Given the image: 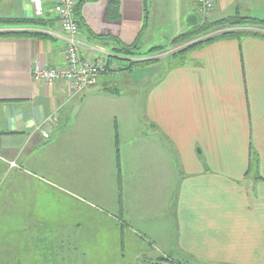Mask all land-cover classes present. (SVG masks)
<instances>
[{"label": "crops", "instance_id": "crops-1", "mask_svg": "<svg viewBox=\"0 0 264 264\" xmlns=\"http://www.w3.org/2000/svg\"><path fill=\"white\" fill-rule=\"evenodd\" d=\"M117 1L113 12L110 0L81 2V56L112 68L82 94L32 77L36 61L66 66L63 37L0 38V264H81L80 239L65 246L55 233L81 230V210L101 207L141 228L158 256L264 264V38L219 39L168 67L112 59L115 39L166 25L176 37L236 15L264 19V0H214L209 15L196 0ZM42 2L47 29L59 30L56 0ZM0 17H35L33 0H0Z\"/></svg>", "mask_w": 264, "mask_h": 264}, {"label": "rangeland", "instance_id": "rangeland-1", "mask_svg": "<svg viewBox=\"0 0 264 264\" xmlns=\"http://www.w3.org/2000/svg\"><path fill=\"white\" fill-rule=\"evenodd\" d=\"M202 11L206 13L207 15H209L213 11V9L202 10ZM206 23H209V22H206ZM82 26L86 30L85 23H82ZM238 29L245 30V31L248 30L252 33H258V34L263 33L264 34V28H261V27H258V28L250 27V26L232 27V26L224 25V26H221L220 28L213 27L209 29V31H207L206 33H202L198 35L197 37H194L190 41H186V42L184 41V42H181V44L173 46V39L175 37L171 36L170 29L166 25V29H164L165 34L163 33L162 34H152L149 31H146L149 33L143 34L142 36L139 37V39L137 40V45L139 46V48L137 50L136 49L133 50V54H131L130 56H126V55L122 56L114 52L113 53L114 57L112 59H114V61L120 63L121 65H125V64L128 65L129 58H132V57L140 58V57L149 56V54H155L157 58L159 59L157 62H154L152 65L160 64L164 67H168L169 65H172L173 63L179 61V60H176L175 57L172 55L171 52H173V50L179 51L180 49L200 39H206L208 37H214V36L221 35L222 32L226 30L236 31ZM0 30L1 31L3 30L18 31L16 27H10V28L0 27ZM154 45L160 46L163 49V51L156 52L152 50L154 48L153 47ZM118 47H120V45H118ZM137 68L143 69L146 67H137ZM108 75L109 74L102 76L101 79L106 78ZM118 76L121 77V73L118 72L117 77ZM116 79L117 81H119L118 79H121V78H116ZM143 87H145V85H142L139 87V89L142 88L141 90L142 96H143V91H144ZM85 91L77 93V94H82ZM134 95L136 98H139V95L138 94L136 95V93L135 94L133 93V95L131 96H134ZM140 104H141V101L139 100L138 103L136 104V111H134L135 118L141 115V113L139 112L141 111ZM137 119L139 118H136V121H138ZM141 126H142V122L141 124L136 125L137 128ZM38 130L41 131L42 128L38 127ZM42 131H47V130H42ZM11 165L14 166L15 163H12ZM40 187H41L40 189H43L45 186L42 184L40 185ZM101 208L103 209L102 211L98 209L97 210L89 209V210H84L83 212V210H81L80 215L75 217V219L83 222L82 223L83 225L81 226L84 228H82L81 230L69 232V233H55L56 239L63 241L61 245H65V246H68L66 242L70 240L66 238L72 237L71 246L74 245L73 241H76L77 238L80 239L79 247H80L81 255L79 257L80 258L79 263L81 264H84V263L86 264H141V263L145 264L146 262L151 260V259H148L150 255H152L153 259L157 258L158 256V254L156 253L157 251L152 249L151 245L150 246L148 245V242L152 243L153 245V241L152 240L149 241L146 239L145 233L140 232L142 231L141 228L136 227L135 229V227L133 226L131 227L124 226V228H121L122 225L120 224V221L117 219L118 217H115V215H113L116 213L113 212L110 207L109 208L101 207ZM118 223H119V227L117 226ZM114 227H117V228H114ZM133 230L137 232L138 236ZM66 234H68L69 237H67ZM159 249L160 248H157V250ZM83 251L85 254L83 253Z\"/></svg>", "mask_w": 264, "mask_h": 264}, {"label": "built area", "instance_id": "built-area-1", "mask_svg": "<svg viewBox=\"0 0 264 264\" xmlns=\"http://www.w3.org/2000/svg\"><path fill=\"white\" fill-rule=\"evenodd\" d=\"M196 2L201 10L214 8V0H196ZM77 4L78 0H56L55 12L60 27L57 31L31 26L16 27L18 31L42 32L52 36H61L66 40V66L62 68L48 67L42 62L36 61L32 76L37 82L65 81L74 94L83 92L97 84L99 75L105 72L108 67V61L105 58L89 61L81 56V42L78 39L80 27L75 18ZM33 5L35 16L44 17L42 0H33ZM46 123L52 126L55 124V120L48 117ZM42 133L46 138L50 135L48 130L42 131Z\"/></svg>", "mask_w": 264, "mask_h": 264}, {"label": "trees", "instance_id": "trees-1", "mask_svg": "<svg viewBox=\"0 0 264 264\" xmlns=\"http://www.w3.org/2000/svg\"><path fill=\"white\" fill-rule=\"evenodd\" d=\"M81 2H82V0H78V4H77L76 9H75V18H76L77 22L79 23V27L83 23V20L81 19L80 15H79V9L81 6ZM117 2H118L117 0H110V7H109L110 12L115 11V9L118 6ZM224 25H228V26H232V27L250 26V27H255V28H258V27L264 28V19L250 17V16L236 15L233 17L221 19V20L213 22V23L209 22V23L199 24V25L192 27L188 31L176 36L173 39V46L181 44V42H184V41L185 42L190 41L194 37H197L198 35H200L202 33H206L207 31H209V29H211L213 27H217V28L219 27L220 28L221 26H224ZM20 26H26V27L31 26V27H39V28L47 29V27H46L47 21L44 19V17H36V16L32 17V18L0 17V27H20ZM92 34H94V33H92ZM261 34H263V33H261ZM261 34L252 33L248 30L245 31V30H240V29H238L236 31H231V30L227 31L226 30V31L222 32L221 35L214 36V37H208L206 39H200V40L193 42L192 44H189L188 46L180 49L179 51L173 50V52H171V53L175 57L176 60H179L178 62H181V61H184L186 59V56L191 51H194V50H196L202 46H205L209 43H212L216 40L225 39V38H233V37L240 38V37L245 36V35H254V36H260V37L264 38V34L263 35H261ZM12 36L48 37V36H52V35L42 33V32H28V31H14V30H3V31H1L0 30V38L12 37ZM97 37L106 38V39L111 38V37L103 36V35H99ZM113 38L115 39V37H112V39ZM115 40H117L118 45H120V47H118V45H117L115 48V52L118 55L130 56L131 54H133V50H135V49L137 50L139 48V46L137 45V40L132 44H124V43H122V41H120L118 39H115ZM152 50H154L156 52L163 51V49L161 47H155ZM126 58H128V57H126ZM158 59L159 58H157V56L155 54H149V56L140 57V58H135V57L133 58L132 57V58H129V64L125 69L133 70L137 67H147V66L152 65L154 62H157ZM109 69H112V68H111V64L108 61L107 70H109ZM106 71L103 73H106ZM116 144L118 146L117 135H116ZM117 163L119 166L120 165V158H119V149L118 148H117ZM145 264H184V263L181 261L175 260L171 256H158L155 259L149 260Z\"/></svg>", "mask_w": 264, "mask_h": 264}, {"label": "water", "instance_id": "water-1", "mask_svg": "<svg viewBox=\"0 0 264 264\" xmlns=\"http://www.w3.org/2000/svg\"><path fill=\"white\" fill-rule=\"evenodd\" d=\"M141 264H143V263H141Z\"/></svg>", "mask_w": 264, "mask_h": 264}]
</instances>
